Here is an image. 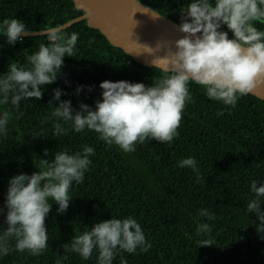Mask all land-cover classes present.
<instances>
[{"label": "trees", "instance_id": "obj_1", "mask_svg": "<svg viewBox=\"0 0 264 264\" xmlns=\"http://www.w3.org/2000/svg\"><path fill=\"white\" fill-rule=\"evenodd\" d=\"M142 1L178 24L181 8L192 2ZM83 14L73 0H0V25L5 19H18L29 32L62 26ZM254 26L264 31V23L254 22ZM221 30L233 38L226 25ZM73 32L79 34L76 54L63 57L55 82L42 86L43 97L22 100L19 111L24 115L19 119L13 105H0V114L11 113L8 134L0 135V232L7 228L5 202L11 177L31 175L38 170L35 164L40 159L51 161L57 151L72 154L83 145L94 148L91 164L84 181L73 182L72 198L63 214L49 200L52 208L45 218L48 248L38 256L13 250L0 255V264H97L96 251L84 260L76 253H65L62 245L97 222L129 216L141 225L151 248L147 252L138 248L134 254L120 252L113 264H120L121 256L127 264H264V239L251 223L255 214L247 211L254 196L252 181L257 186L264 182V100L249 94L240 97L235 107L226 106L208 98L203 86L189 82L194 102L186 103L179 135L170 143L149 139L137 143L134 152L125 153L99 140L94 130L76 132L70 122L62 120L68 134L56 136L57 118L51 114L60 101H71L74 112L82 103L95 110V102L102 99L101 82L128 81L150 87L153 79L166 73L139 64L86 21L61 34ZM41 43H49L45 35L24 36L9 44L0 33V76L7 73L10 63L27 67V57ZM55 89L62 93L59 101L53 99ZM222 109L223 114L218 115ZM37 133L39 137L34 136ZM188 157L195 159L201 181L191 168L178 166ZM202 208L213 213L215 220L200 217ZM205 222L212 231L198 237L196 229ZM201 239H211L213 245L199 247ZM10 243L14 249L15 241ZM65 255L67 260L62 259Z\"/></svg>", "mask_w": 264, "mask_h": 264}, {"label": "clouds", "instance_id": "obj_2", "mask_svg": "<svg viewBox=\"0 0 264 264\" xmlns=\"http://www.w3.org/2000/svg\"><path fill=\"white\" fill-rule=\"evenodd\" d=\"M154 18L159 17L153 10ZM180 23L174 25L184 35L174 41L164 58L156 59L153 65L164 64L167 71L153 79L152 86L128 81H103L99 87L102 99L95 102V110L80 104L75 111L71 101H60L53 107L54 135H67L68 129L61 124L71 123L72 129L82 132L85 128L94 130L98 139L107 145L118 146L125 153L135 151L137 143L156 140L170 143L178 137L177 131L187 102H194L189 92V82L203 86L208 98L235 107L240 97L247 96L257 87L264 86V31L254 22L264 23V0H192L180 10ZM226 25L233 34L230 39ZM60 25L46 27L41 32L49 43H41L38 50L27 57V67L10 63L5 75L0 76V105H13L19 112L21 101L41 99L42 86L55 82L63 65V57L75 56V45L79 34L73 32L64 36ZM29 29L18 19H5L0 33L7 36L9 44H15ZM94 42V41H90ZM147 52L151 48L145 47ZM80 86L77 92L81 91ZM90 90V89H89ZM62 93L54 90L53 99L59 101ZM52 101H49L51 106ZM223 114V109L218 115ZM11 113L0 114V135L7 136ZM34 136L39 137V133ZM94 154V148L83 145L81 151L69 154L67 150L57 151L54 159H40L37 171L31 175L19 174L10 178L6 198L7 228L0 232V255L7 256L13 250L41 255L48 248V230L45 218L54 201L59 205L58 213L63 214L72 198L70 188L75 181H84ZM48 156V150L44 152ZM180 168H191L197 173V180L203 178L193 157L179 161ZM250 191L253 198L247 203V211L254 213L256 231L264 239V182L257 186L252 181ZM2 211V209H0ZM198 215L215 220V215L202 208ZM258 221V223H257ZM212 231L208 223H201L196 235L204 236ZM14 240V249L10 241ZM198 246H211V239L197 241ZM65 253H76L82 259L98 253L97 264H113L120 252L136 253L137 249L147 252L151 244L146 241L141 225L136 219L111 218L95 223L90 229L62 245ZM67 255L62 259L67 260ZM120 264H127L123 256Z\"/></svg>", "mask_w": 264, "mask_h": 264}, {"label": "water", "instance_id": "obj_3", "mask_svg": "<svg viewBox=\"0 0 264 264\" xmlns=\"http://www.w3.org/2000/svg\"><path fill=\"white\" fill-rule=\"evenodd\" d=\"M75 7L84 14L62 25L63 30L76 23L86 21L90 28L99 30L115 47L121 48L136 62L155 70L167 71L156 59L164 58L169 48L174 49V41L184 34L178 32L174 20L157 12L152 15L153 7L142 0H73ZM156 11V10H155ZM44 35L41 31L28 32L24 36ZM152 52H147L146 48ZM264 100V86L250 93Z\"/></svg>", "mask_w": 264, "mask_h": 264}]
</instances>
